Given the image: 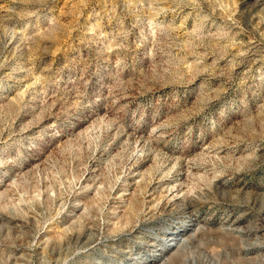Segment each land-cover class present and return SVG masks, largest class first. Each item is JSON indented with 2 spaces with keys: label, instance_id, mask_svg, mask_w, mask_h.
<instances>
[{
  "label": "rangeland",
  "instance_id": "obj_1",
  "mask_svg": "<svg viewBox=\"0 0 264 264\" xmlns=\"http://www.w3.org/2000/svg\"><path fill=\"white\" fill-rule=\"evenodd\" d=\"M0 264H264V0H0Z\"/></svg>",
  "mask_w": 264,
  "mask_h": 264
}]
</instances>
